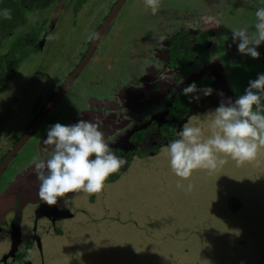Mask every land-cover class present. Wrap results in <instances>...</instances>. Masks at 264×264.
<instances>
[{
  "label": "flooded vegetation",
  "instance_id": "obj_1",
  "mask_svg": "<svg viewBox=\"0 0 264 264\" xmlns=\"http://www.w3.org/2000/svg\"><path fill=\"white\" fill-rule=\"evenodd\" d=\"M61 2L66 4L59 1L57 5L60 6ZM116 2L102 18L100 16L101 21H96L90 28V34L101 32L97 40L82 38L76 46H72L70 38L66 39L61 47V57L64 59V52L72 48V63L63 64L51 80L47 77L46 82L49 80L52 86L47 88L45 98L32 104L33 111L30 119L22 124L23 131L14 136L8 127L2 133L0 264H75L71 260L85 262L84 259L90 255V246L95 240L75 235L82 241L73 245L70 222L77 221L74 211L83 213V205H80L83 197L94 202L106 191L99 195L68 193L58 198L53 206L39 200V183L32 162L44 158L45 152L51 155V146L42 142L47 138L50 126L56 123L73 125L80 119L96 123L105 133V142L111 150L126 161L119 172L105 181V184H112L119 178L123 179L136 161L156 157L165 151L167 145L178 138L177 132L184 125L198 123L202 126L220 103L218 93L222 92L233 102L240 96L231 89L229 81L230 77L238 75L236 58L240 54L237 51L239 41L231 43L230 38L234 29H245L250 35L254 32L251 21L244 19V13L248 7L264 5V0H192L193 5L189 3L194 7L192 11H186L174 21L165 18L159 23L155 35L144 40L143 47L139 45V39L133 38L131 48H138L139 45L141 50L119 60L114 59L118 58L116 53L117 57L111 56L116 45L111 49V55L105 48V44L117 33L111 25L117 15L110 22L108 20ZM163 4L160 2L156 19L167 11H175L172 4H165V7ZM147 8L146 16L152 13ZM55 29L51 25L43 29L42 40L40 35L35 38L29 36L32 30L25 33L21 41L24 48L17 55L20 57L18 60L27 55V58L32 57L33 52L39 54V59L43 56V61L50 54L54 55L55 50L51 53L50 49L59 34L58 31L52 35ZM50 37L53 40L47 46ZM223 37L227 41L222 49L220 43L214 41ZM257 50L264 65V42ZM225 53L228 58H225ZM85 72L89 75H84ZM192 82L200 89L211 87L214 90L212 95L205 97L200 94L199 101L189 103L190 97L181 95V90ZM175 104H178L176 109ZM20 161L22 163L18 165ZM12 167L15 169L10 175ZM232 200L235 198L230 200V204L234 202ZM236 203V207L232 208L234 213L241 210L239 202ZM72 230H75L73 234L83 231L80 228ZM29 252L31 260L25 261L24 257ZM95 258L98 255L92 254L91 262H97Z\"/></svg>",
  "mask_w": 264,
  "mask_h": 264
},
{
  "label": "rangeland",
  "instance_id": "obj_2",
  "mask_svg": "<svg viewBox=\"0 0 264 264\" xmlns=\"http://www.w3.org/2000/svg\"><path fill=\"white\" fill-rule=\"evenodd\" d=\"M63 1L65 5L54 3L44 11H24L23 23L17 24L13 36L7 39L10 48L11 43L18 41L16 53H21L23 46L17 44L30 30L33 33L29 36L40 35L41 40L44 37L42 30L50 25L56 28L52 35L59 31L52 45V38L47 43V46L51 45V53L55 50L54 55L50 54L45 61L34 52L32 57H23L10 83L0 92V141L8 127L14 136L23 131L22 124L30 119L32 104L47 96V88L52 86L49 80L55 71L62 69L65 63H72V48L64 52V59L61 57V47L66 39L70 38V44L76 46V42L88 38L93 24L101 21L100 16L102 18L117 0ZM159 2L164 3V7L172 4L175 11H167L156 19L153 13L146 16L149 11L146 0H126L111 22L117 33L105 44L107 53L110 54L115 45L116 49L110 54L113 58L117 57L115 53L118 55L114 59L139 53L144 40L155 35L161 21L165 18L174 21L194 9L189 4L192 0ZM257 8L248 7L244 13V19L251 21L253 31ZM235 26L237 28V21ZM133 38L139 39L138 48H131ZM226 39L219 38L214 43H220L223 49ZM80 47L83 49L82 45ZM224 55L228 58V54ZM236 62L238 75L230 77L229 81L238 96L244 94L250 80L264 74V65L260 59L242 54ZM84 75L89 74L85 72ZM47 77L50 78L48 83ZM177 106L175 104L174 109ZM210 122L211 113L202 126L193 125L201 127L207 138L211 135ZM14 169H10V175ZM178 183L183 187H178ZM189 183L193 185L191 191L187 190ZM103 191L106 194L94 202L83 197L82 209L79 208L83 213L74 211L77 221L70 222L73 245L82 241L75 235L95 240L90 246L92 253L85 262L71 260L75 264H264V149L255 161L243 166L237 167L235 161L228 158V163L215 173L196 170L189 180H181L172 172L169 158L163 151L156 157L136 161L123 179L112 184L107 182ZM233 198L235 200L230 204ZM235 201L239 202L241 210L234 213L232 208L238 204ZM73 228L83 231L73 234ZM92 254L98 255L97 262H91Z\"/></svg>",
  "mask_w": 264,
  "mask_h": 264
},
{
  "label": "clouds",
  "instance_id": "obj_3",
  "mask_svg": "<svg viewBox=\"0 0 264 264\" xmlns=\"http://www.w3.org/2000/svg\"><path fill=\"white\" fill-rule=\"evenodd\" d=\"M146 5L155 15L160 2L146 0ZM0 14L4 19H11L10 9ZM255 16L254 32L250 35L245 29H234L232 41H239L238 53L259 59L257 48L264 42V5L257 8ZM99 35L92 32L88 39L97 40ZM213 91L211 87L200 89L192 82L181 90V95L190 97L189 103H192L200 100V94L206 97ZM218 95L221 100L211 113V135L205 138L201 127L186 124L177 132L178 138L165 149L172 172L181 180H189L193 172L200 169L215 173L228 163V158L235 161L237 167L243 166L255 161L264 149V74L250 80L244 94L234 102L222 92ZM104 136L96 123L84 119L73 125L50 126L42 142L51 146V155L45 152L44 158L32 162L39 183V200L53 206L68 193L102 192L109 176L119 172L126 163L111 150ZM177 186L183 187L179 183ZM192 188L189 183L187 190ZM24 260H31L30 252Z\"/></svg>",
  "mask_w": 264,
  "mask_h": 264
},
{
  "label": "trees",
  "instance_id": "obj_4",
  "mask_svg": "<svg viewBox=\"0 0 264 264\" xmlns=\"http://www.w3.org/2000/svg\"><path fill=\"white\" fill-rule=\"evenodd\" d=\"M59 1L63 0H0V13L4 9L11 10V19H4L3 15L0 14V92L5 89V84L8 83L12 74L18 69V64L20 63V60H18L19 56H17L19 53H16L18 49L15 47L18 41L11 43L12 46L10 48L7 39L13 36V29L19 26L17 24L23 23L22 13L26 10L44 11ZM17 46H23L24 48V43L19 42ZM5 47H8V49Z\"/></svg>",
  "mask_w": 264,
  "mask_h": 264
},
{
  "label": "water",
  "instance_id": "obj_5",
  "mask_svg": "<svg viewBox=\"0 0 264 264\" xmlns=\"http://www.w3.org/2000/svg\"><path fill=\"white\" fill-rule=\"evenodd\" d=\"M124 1L125 0H119L118 3L114 6L113 10H112V13L110 14V16L108 17V20L110 22V20L115 16L117 15L119 9L121 8V6L124 4ZM57 14L55 15L54 18H56ZM109 24V23H108ZM108 26V25H107ZM101 34V32L99 33Z\"/></svg>",
  "mask_w": 264,
  "mask_h": 264
}]
</instances>
